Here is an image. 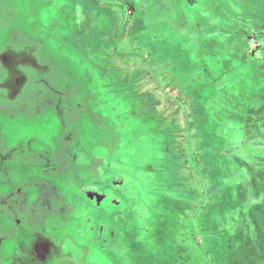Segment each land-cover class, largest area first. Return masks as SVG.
Instances as JSON below:
<instances>
[{"label": "rangeland", "instance_id": "obj_1", "mask_svg": "<svg viewBox=\"0 0 264 264\" xmlns=\"http://www.w3.org/2000/svg\"><path fill=\"white\" fill-rule=\"evenodd\" d=\"M62 1L56 5L62 7ZM205 1L208 7L211 3L207 15L211 13L213 23H205L208 16L200 14L204 6H194L189 9L194 23L188 24V8L181 7L176 11L184 16L175 19L177 26L162 15L161 22L148 29L144 21L159 7L155 0H134L147 14L136 10L133 29L119 44L122 57H113L111 42L103 45L110 69H122L119 84L131 90L129 95L121 91L116 105L106 104L105 114L119 122L121 151L118 167L109 171L103 187L110 179L129 181L126 188L131 187L127 193L113 189L121 199L117 203L113 198L117 205L109 201L90 208L94 214L102 206L105 218L115 208L135 210L134 228L122 226L132 264H264V92L260 95L250 86L255 66L247 56L264 39V0ZM58 8L47 10L46 20L54 18ZM32 19L23 16L29 33L33 27L44 39L53 35L52 20L43 28ZM162 33L166 37L160 40ZM48 41L60 64L64 56L76 60L57 41ZM67 41L65 47L76 51ZM78 64L68 66L85 78V66ZM45 110H19L17 121L2 126L8 132L19 126L25 141L50 137L57 129ZM80 133L85 142L95 139ZM89 227L86 235L92 236ZM117 244L125 246L120 240ZM102 260L118 261L112 253Z\"/></svg>", "mask_w": 264, "mask_h": 264}, {"label": "flooded vegetation", "instance_id": "obj_2", "mask_svg": "<svg viewBox=\"0 0 264 264\" xmlns=\"http://www.w3.org/2000/svg\"><path fill=\"white\" fill-rule=\"evenodd\" d=\"M58 1L41 0L37 5L15 0L22 21L30 15L32 22L35 19L34 23L46 28L45 22L52 20L53 35L49 33L47 39L33 27L29 33L24 22L16 23L14 30L0 22V264H111L102 260L105 253L114 254L117 264H132L122 226L134 228L135 210L115 208L105 218L100 205L109 201L117 205L113 198L117 203L121 199L113 189L127 193L131 187L126 188L129 181L114 179L103 187L109 171L118 167L121 151V138L116 135L119 122L105 114L106 104L116 105L121 91L131 90L124 82L119 84L122 69H110L111 58L102 56V51L108 41L113 44V57H122L119 44L134 27V0H63L62 7L56 5ZM6 2L0 0V9L7 7ZM69 4L74 6L70 9ZM198 4L199 0H183L180 8ZM54 7H59L58 14L46 20L47 10ZM144 23L151 28L149 17ZM66 39L76 51L65 47ZM48 40L57 41L76 60L64 56L60 64L50 53ZM68 63L84 65L85 78ZM50 71L52 75L46 76ZM42 108L57 129L50 137L30 136L25 141L19 136V126L10 132L5 129L7 120L17 121L19 110ZM33 115L28 116L40 119ZM88 117L86 125L81 123ZM80 131L95 139L85 142ZM97 203L93 214L90 206ZM88 226L92 236L86 235ZM119 240L125 242L124 247H117Z\"/></svg>", "mask_w": 264, "mask_h": 264}, {"label": "crops", "instance_id": "obj_3", "mask_svg": "<svg viewBox=\"0 0 264 264\" xmlns=\"http://www.w3.org/2000/svg\"><path fill=\"white\" fill-rule=\"evenodd\" d=\"M31 1H32L31 2L32 4H34L36 2V4L38 5L39 1H41V0H31ZM7 3H8V5H6L7 7L0 9V22L4 21L7 24V28L9 30H11V29L14 30L16 28L15 25L19 24L21 26L23 21L20 17L19 18L17 17V11L18 10L16 9L15 0H13L11 4H9V0H7L6 4ZM182 3H183V0H159L158 2H156V0H155L154 5H157V7H159L157 13L166 15L167 18L171 19L170 20L171 24L174 25V23H173L174 19H177L178 17L181 18L182 16H184L180 12L176 11L177 9H180V5H182ZM141 5L142 4H140V7H141ZM3 6H5V5H3ZM118 9L121 10V7L119 6ZM135 10H137L140 13H144V15L146 17V14H147L146 10H139L137 7H135ZM175 13H176V15H175ZM174 15L176 16V18L174 17ZM206 16H208V15H206ZM210 22L213 23L215 21L211 16L205 17V23L209 24ZM175 24L177 25L176 21H175ZM1 25L2 24H0V27H1ZM26 35H28V34H26ZM19 36H21V35H19ZM28 36H30L29 38L33 37V35H31V34ZM165 37H166L165 33L160 36V38H162V39ZM247 56H249V59H248L249 62L255 66V73L253 76H251V78H255L254 84L256 85V87H259L261 89L262 87H264V85H262V84H264V39L261 41V47L257 51H255V50L251 51L249 54H247ZM261 82H262V84H261ZM261 91L264 92V88H262ZM261 91H260V93H261Z\"/></svg>", "mask_w": 264, "mask_h": 264}, {"label": "trees", "instance_id": "obj_4", "mask_svg": "<svg viewBox=\"0 0 264 264\" xmlns=\"http://www.w3.org/2000/svg\"><path fill=\"white\" fill-rule=\"evenodd\" d=\"M228 1H231V0H228ZM206 2L207 1H205V0H199V4L198 5H196L195 7L197 8V7H200V6H204L205 8H204V10L200 13L201 15H204V14H206L207 15V11H210V12H212L211 10H209L210 9V6H211V3H209L208 5H209V7L207 6V4H206ZM206 5H205V4ZM191 7H194V6H192L191 5ZM191 7H188V9H190ZM200 12V11H199ZM187 17H186V23H188V24H190V23H194V19H193V17H190V15H191V12L188 10L187 11ZM163 14H158L157 12L156 13H154V15H152V16H149V20L152 22V26H155V24L156 23H158L159 21L161 22V20H162V18H161V16H162ZM209 15L211 16V13H209ZM214 19V18H213ZM147 20V19H146ZM164 20H165V17H164ZM191 20V21H190ZM193 21V22H192ZM216 21V20H215ZM173 23H174V25H176L175 24V19L173 20ZM167 24H168V22H167ZM146 25V24H145ZM151 26V27H152ZM177 26V25H176ZM148 29H150V28H148ZM164 33H162V35H163ZM160 36H161V34L159 35V36H157V37H159L160 38ZM154 37H156V36H154ZM160 40H162V38L160 39ZM254 81H255V78H252V80H251V84L252 85H250L251 86V88H253V89H256V92H258V94H260V95H263V94H261L260 93V91H261V89L259 88V87H256V85L254 84ZM249 83V84H250ZM253 92H255V90L253 91ZM130 93H128V95H129ZM133 96L131 95V96H129V98L127 97V101H129V103H130V105H131V103H133V101H132V98Z\"/></svg>", "mask_w": 264, "mask_h": 264}, {"label": "water", "instance_id": "obj_5", "mask_svg": "<svg viewBox=\"0 0 264 264\" xmlns=\"http://www.w3.org/2000/svg\"><path fill=\"white\" fill-rule=\"evenodd\" d=\"M36 47H37V46H36ZM40 49H41V47H40ZM40 49H39V50H40ZM37 51H38V50H37Z\"/></svg>", "mask_w": 264, "mask_h": 264}]
</instances>
